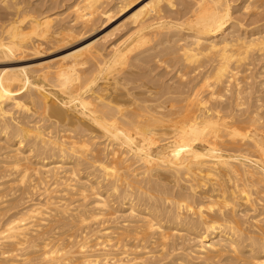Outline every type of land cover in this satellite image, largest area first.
I'll list each match as a JSON object with an SVG mask.
<instances>
[{
  "label": "bare ground",
  "instance_id": "1",
  "mask_svg": "<svg viewBox=\"0 0 264 264\" xmlns=\"http://www.w3.org/2000/svg\"><path fill=\"white\" fill-rule=\"evenodd\" d=\"M34 1L0 0V62L141 0L68 26ZM233 3L150 0L110 48L0 68V264H264V0Z\"/></svg>",
  "mask_w": 264,
  "mask_h": 264
},
{
  "label": "rangeland",
  "instance_id": "2",
  "mask_svg": "<svg viewBox=\"0 0 264 264\" xmlns=\"http://www.w3.org/2000/svg\"><path fill=\"white\" fill-rule=\"evenodd\" d=\"M33 1V0H32ZM38 3H40V1L41 0H36ZM36 1H34L35 3H37ZM47 1H50V0H45V1H43L42 0V4H44V2L46 3ZM56 1H60V0H51L50 2H47L45 5H43V6H45L44 7V9H42V11H46V9H47V11H49L48 13H46V15H50V16H53V17H57L56 15H59V13H60V16H62V17H60V18H62V20L60 19V18H58L57 20H58V22L60 23H57L59 26H63V24L65 25V23L67 24V25H65V26H68V23L70 22L71 24H69V25H73L74 24V22L72 21V19L74 18V16H73V14L71 13V15H69L70 13V9H69V7L71 8L72 6H73V4L75 3V1L76 0H71V1H69L68 0V2H67V0L65 1V0H63L62 2L60 1V3H62V4H60V3H58L57 2V4H58V6H57V4L56 3H54V2ZM150 0H141L140 2H138L137 4H135L132 8H130L127 12H124V13H120V14H118L117 15V17H116V19H114L110 24L109 23H107L106 24V26H105V28H103L100 32H98V34H94L93 36H91V37H89V38H87V39H85V40H81V37H79V38H77L76 39V41L75 42H73L71 45H69V46H66V47H63V48H52V47H49V45H45V46H43V47H41V50H40V52H38V53H31L30 55H28V56H26L25 58H24V60H22V61H20L19 63L18 62H9L10 64H14V65H33V64H38V63H41V62H43V61H47V60H50V59H52V58H55V57H57V56H59V55H61V54H63V53H65L66 51H68V50H70V49H72L73 47H78V46H81V45H83V44H86V43H88L89 41H91L92 39H94L97 35L98 36H102V35H104L105 36V38H103V42H102V45H104V46H106V45H108L107 47H109V45H111V42L113 43L114 41H116V39H119L124 33H126V31L128 30V28H129V26H130V19H132V14L135 12V11H137L140 7H142V5H144V4H146L147 2H149ZM235 1V0H234ZM51 2L53 3V6H55L54 4H56V6L55 7H57V8H55L54 7V9H53V6H51ZM37 3V5L41 8V6L42 5H39ZM50 4V7L49 6H47V4ZM65 3V4H64ZM232 3H233V0H232ZM236 3H238V1H236L235 3H233V5H235ZM48 4V5H49ZM65 6H64V5ZM36 5V4H35ZM59 5H60V8H59ZM51 7H52V9H51ZM43 8V7H42ZM48 8H50L49 10H48ZM68 9V10H67ZM41 10V9H40ZM46 11V12H47ZM69 11V12H68ZM66 12V13H65ZM64 14V15H62V14ZM175 13V12H174ZM176 14V13H175ZM55 15V16H54ZM173 15V14H172ZM69 16V17H68ZM73 18H72V17ZM175 16V15H174ZM177 16V15H176ZM3 18L4 19H6L7 21H8V18L7 17H2V16H0V23H7V21L5 22V20H3ZM2 19V20H1ZM60 19V20H59ZM65 19V20H64ZM2 21V22H1ZM68 21V22H67ZM61 23H62V25H61ZM73 23V24H72ZM100 23H103V20H99V23H97V26H100L101 24ZM104 25H105V23L103 24V27H104ZM76 26V25H75ZM78 27V25L76 26V28ZM105 43H106V45H105ZM110 48V47H109ZM108 48V49H109ZM9 63H6V62H0V68H3V67H6V65H8ZM88 67H89V69H88ZM85 68H87L88 70H89V73L91 74V72L92 71H90V70H93L92 68H91V66H87V67H85ZM85 68H84V70H85ZM172 69H174V71L172 72V75H174V73H175V68H172ZM83 70V69H82ZM83 70V71H84ZM158 70H160V69H158ZM157 70V71H158ZM87 71V70H86ZM88 72V71H87ZM86 72V74H89V73H87ZM171 75V76H172ZM26 117V118H25ZM21 120H27V121H31V120H28V119H31V116H26V115H24V117L23 116H21V118H20ZM33 119H35V117L33 118ZM32 119V120H33ZM46 123V122H45ZM44 122L42 123V124H45ZM23 195V196H22ZM36 197L38 196V194L36 195V194H34ZM27 196H30V195H26V194H21V197L23 198V197H26L27 198ZM35 196L33 197V195H31L30 197L31 198H33L35 201H38V199H40L39 198V196H38V198L37 199H35ZM29 197V198H30ZM25 198V200H27ZM88 230H90V229H88ZM78 233V232H77ZM175 253V252H174Z\"/></svg>",
  "mask_w": 264,
  "mask_h": 264
}]
</instances>
